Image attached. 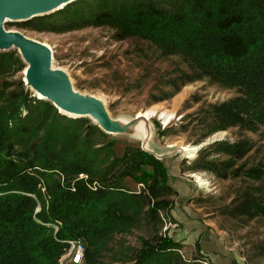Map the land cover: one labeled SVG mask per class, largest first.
<instances>
[{"label":"trees","instance_id":"1","mask_svg":"<svg viewBox=\"0 0 264 264\" xmlns=\"http://www.w3.org/2000/svg\"><path fill=\"white\" fill-rule=\"evenodd\" d=\"M95 1L97 6L75 1L82 5L66 12L62 25H110L120 38L138 36L164 55H182L193 70L182 75L183 84L209 77L239 89L237 96L212 106L208 134L233 126L256 131L264 124V0ZM86 6L93 10L87 13ZM13 61L12 53L0 51L1 69ZM7 88L0 89V264H60L76 239L86 242V263L95 264L113 236L130 232L142 216L158 223L164 213L173 216L169 195L176 190L162 158L133 145L118 156L113 139L95 142L92 130L106 135L103 130L95 125L83 130L85 118L61 114L22 85ZM213 144L234 158L251 149L248 141ZM232 164L209 161L198 167L220 174ZM245 175L261 181L264 164ZM126 177L144 189H127ZM233 203L234 217L264 216V184L240 190ZM142 242L128 257L133 264H205L184 260L179 253L184 243L167 233ZM197 245L202 249L200 241Z\"/></svg>","mask_w":264,"mask_h":264},{"label":"rangeland","instance_id":"2","mask_svg":"<svg viewBox=\"0 0 264 264\" xmlns=\"http://www.w3.org/2000/svg\"><path fill=\"white\" fill-rule=\"evenodd\" d=\"M75 1L28 19L46 17L31 25H25L27 20L3 23L6 32L21 39L10 45L0 44V51L12 53L14 60L0 68V89L14 91L22 85L34 99L51 101L61 114L85 118L83 130L94 125L103 130L106 135L92 130L95 142L113 139L118 156L128 145L154 152L164 160L171 174L170 184L176 190L169 195L174 198L172 217L164 213L165 219L158 223L142 216L130 232L113 236L95 264H133L128 257L142 248V238L154 240L158 232L184 243L179 252L184 260L264 264V216L248 219L230 213L240 190L264 184V177L259 181L245 175L252 166L264 164V124L256 131L233 126L208 134L214 124L209 115L212 106L237 96L239 89L209 77L183 84L182 75L193 70L182 55H164L155 44L138 36L120 38L110 25H62L66 12L82 5ZM86 9L87 13L93 10ZM58 83L67 89V100L73 99L76 106L85 103V108L91 105L87 115L64 112L54 99L39 96L42 88L50 91L47 87ZM61 91L55 93L60 95ZM139 113H150V118L139 117ZM101 116L111 122V132L102 127ZM216 141L236 145L248 141L251 149L244 157L234 158L218 151L213 144ZM224 160H233V164L220 174L198 167ZM123 184L131 191L144 189L132 177H126ZM60 264H72L69 247ZM81 264H87L85 255Z\"/></svg>","mask_w":264,"mask_h":264},{"label":"water","instance_id":"3","mask_svg":"<svg viewBox=\"0 0 264 264\" xmlns=\"http://www.w3.org/2000/svg\"><path fill=\"white\" fill-rule=\"evenodd\" d=\"M72 1L73 0H0V44L10 45L21 39L17 34L6 32L3 29L4 22L8 20H28L46 12L48 9L63 6L71 3ZM36 78L37 76H34V79ZM47 88L50 89V91H47L46 89L44 90L43 88L40 91L45 94V97L54 99L58 108H60L59 104H62L64 107L62 111L70 112L75 116L81 117L89 113L87 112V109L90 110V104L86 105L89 106V108H85L82 106L85 105V103L76 106L73 99L69 98L67 100V89L64 88L63 84L62 86L60 83L56 85L51 84ZM60 89L62 90L61 94H56L55 92H59ZM100 122L106 131H112L113 126L108 118L101 116Z\"/></svg>","mask_w":264,"mask_h":264},{"label":"built area","instance_id":"4","mask_svg":"<svg viewBox=\"0 0 264 264\" xmlns=\"http://www.w3.org/2000/svg\"><path fill=\"white\" fill-rule=\"evenodd\" d=\"M85 255V246L80 239L69 241V260L72 264H81Z\"/></svg>","mask_w":264,"mask_h":264},{"label":"bare ground","instance_id":"5","mask_svg":"<svg viewBox=\"0 0 264 264\" xmlns=\"http://www.w3.org/2000/svg\"><path fill=\"white\" fill-rule=\"evenodd\" d=\"M38 94H39V96H40L41 98H45V94H44L43 92L39 91ZM59 107H60L61 110L64 109V107H63L62 104H59ZM148 116H150V113H139V117H143V118H145V119H149L150 117H148ZM186 148H187V147H186Z\"/></svg>","mask_w":264,"mask_h":264},{"label":"crops","instance_id":"6","mask_svg":"<svg viewBox=\"0 0 264 264\" xmlns=\"http://www.w3.org/2000/svg\"><path fill=\"white\" fill-rule=\"evenodd\" d=\"M213 259H214V258H213ZM213 261H214V263L216 262L217 264L220 263V262H217V260H215V259H214ZM227 262H228V264H229V263L231 262V260H228Z\"/></svg>","mask_w":264,"mask_h":264}]
</instances>
